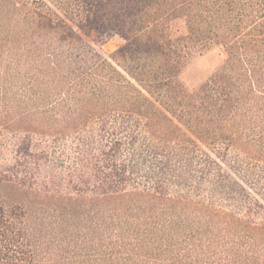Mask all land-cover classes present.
<instances>
[{
    "label": "trees",
    "instance_id": "1",
    "mask_svg": "<svg viewBox=\"0 0 264 264\" xmlns=\"http://www.w3.org/2000/svg\"><path fill=\"white\" fill-rule=\"evenodd\" d=\"M0 185V264L54 252L53 205L89 264H264V0H0Z\"/></svg>",
    "mask_w": 264,
    "mask_h": 264
},
{
    "label": "rangeland",
    "instance_id": "2",
    "mask_svg": "<svg viewBox=\"0 0 264 264\" xmlns=\"http://www.w3.org/2000/svg\"><path fill=\"white\" fill-rule=\"evenodd\" d=\"M122 42L123 40L120 36L111 35L101 41L100 46L103 52L109 56ZM223 59L224 53L218 46L193 56L181 73V80L185 87L191 90L203 83L219 67ZM0 200L7 205L14 202H25L28 204L32 197L16 187L0 185ZM34 209L35 215L42 219L46 230H49L48 224H51V237L54 243V252L50 254L46 245L36 251L34 264H89L88 258L85 256L87 246H85L83 238L78 234L79 226L82 223L78 222L77 217L69 214L66 216L61 213V210H59L62 209L61 206L53 205L44 210L36 206Z\"/></svg>",
    "mask_w": 264,
    "mask_h": 264
}]
</instances>
